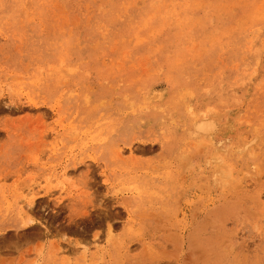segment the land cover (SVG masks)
Returning <instances> with one entry per match:
<instances>
[{
  "label": "rangeland",
  "instance_id": "1",
  "mask_svg": "<svg viewBox=\"0 0 264 264\" xmlns=\"http://www.w3.org/2000/svg\"><path fill=\"white\" fill-rule=\"evenodd\" d=\"M0 264H264V0H0Z\"/></svg>",
  "mask_w": 264,
  "mask_h": 264
},
{
  "label": "bare ground",
  "instance_id": "2",
  "mask_svg": "<svg viewBox=\"0 0 264 264\" xmlns=\"http://www.w3.org/2000/svg\"><path fill=\"white\" fill-rule=\"evenodd\" d=\"M213 129V125L211 122L206 121V120H201L197 125H196V131L197 133H208ZM33 201L30 202V204ZM28 208V207H27ZM30 210V208L28 209ZM27 210L25 208H21V214H26Z\"/></svg>",
  "mask_w": 264,
  "mask_h": 264
}]
</instances>
